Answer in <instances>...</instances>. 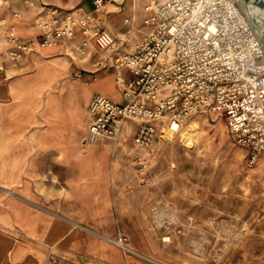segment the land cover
<instances>
[{
	"label": "crops",
	"instance_id": "obj_1",
	"mask_svg": "<svg viewBox=\"0 0 264 264\" xmlns=\"http://www.w3.org/2000/svg\"><path fill=\"white\" fill-rule=\"evenodd\" d=\"M5 1L0 17L19 11L17 35L33 42V48L0 70V232L5 235L0 248L12 264H40L51 251L65 261L125 264L126 256L109 235L116 211L112 202L119 200L115 163L108 159L106 145L89 144L85 138L93 96L103 94L120 103L116 80L128 74L110 67L94 78L91 61L73 52L71 42L49 48L35 44L40 31L34 21L47 9L89 13L93 0ZM145 3L111 0L107 5L115 10L105 7L95 15V24L116 35L124 47L133 46L131 35L140 24L144 31L136 45L146 30ZM6 34L0 28V58L7 50ZM129 124L134 125L127 122L124 128Z\"/></svg>",
	"mask_w": 264,
	"mask_h": 264
},
{
	"label": "built area",
	"instance_id": "obj_2",
	"mask_svg": "<svg viewBox=\"0 0 264 264\" xmlns=\"http://www.w3.org/2000/svg\"><path fill=\"white\" fill-rule=\"evenodd\" d=\"M109 3L93 0L89 13L52 7L33 24L40 31L38 48L71 42L73 52L91 61L94 78L110 67L128 74L116 80L120 103L93 96L85 142L116 141L125 124L134 122V143L146 148L158 132L204 113L223 119L247 165L254 166L264 156V48L241 0H146V30L134 47L96 26L95 15ZM6 7L0 0V11ZM20 19L17 10L0 17L7 33L0 70L33 48L17 35Z\"/></svg>",
	"mask_w": 264,
	"mask_h": 264
},
{
	"label": "rangeland",
	"instance_id": "obj_3",
	"mask_svg": "<svg viewBox=\"0 0 264 264\" xmlns=\"http://www.w3.org/2000/svg\"><path fill=\"white\" fill-rule=\"evenodd\" d=\"M139 25L133 47L144 31ZM129 126L116 141L96 142L115 163L119 200L112 202L109 235L125 264H264V156L249 167L218 116L192 115L176 133L158 132L146 148L137 147ZM4 236L0 232V242ZM0 264H12L5 248ZM40 264L91 263L65 261L51 251Z\"/></svg>",
	"mask_w": 264,
	"mask_h": 264
},
{
	"label": "bare ground",
	"instance_id": "obj_4",
	"mask_svg": "<svg viewBox=\"0 0 264 264\" xmlns=\"http://www.w3.org/2000/svg\"><path fill=\"white\" fill-rule=\"evenodd\" d=\"M247 7L249 14L257 21L263 23L264 21V1L263 0H247ZM195 123L191 122L186 131L188 134H184V142L190 145L192 143V132L195 129ZM180 128V125L174 126L172 129H163L161 134H174ZM224 129V128H223Z\"/></svg>",
	"mask_w": 264,
	"mask_h": 264
},
{
	"label": "water",
	"instance_id": "obj_5",
	"mask_svg": "<svg viewBox=\"0 0 264 264\" xmlns=\"http://www.w3.org/2000/svg\"><path fill=\"white\" fill-rule=\"evenodd\" d=\"M264 1V0H263ZM243 6H244V9L247 13V17L249 19V22L250 24L252 25V27L256 30L261 42H262V45H263V48H264V22L261 23L259 21H257L256 19H254L250 14H249V11H248V7H247V0H241Z\"/></svg>",
	"mask_w": 264,
	"mask_h": 264
}]
</instances>
